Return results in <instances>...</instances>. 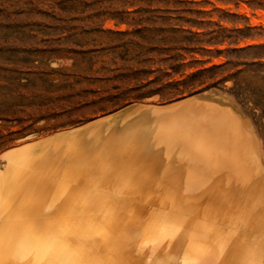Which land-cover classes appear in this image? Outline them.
Returning <instances> with one entry per match:
<instances>
[{"label": "rangeland", "instance_id": "rangeland-1", "mask_svg": "<svg viewBox=\"0 0 264 264\" xmlns=\"http://www.w3.org/2000/svg\"><path fill=\"white\" fill-rule=\"evenodd\" d=\"M260 16L262 21L258 19ZM189 97H195L197 100L157 115L160 119L156 122L146 107L138 109V114H133L134 120L143 121L141 125L153 127L151 131L154 132V137L156 132L159 135V131H162L159 136L161 139L157 138L158 135L155 137L157 140H162L164 128L167 126L172 128L171 125L174 127L180 125L175 129L177 132L172 131L173 136L180 133L175 141L177 143L173 145L174 150L162 146V153L164 151L163 154L167 158L178 162L174 168L176 172L172 179L175 180L174 184L171 183L170 188V183L167 185L163 182L162 187L164 186L165 190L162 188V195L171 193L169 190H173V185L174 189H178L186 182L192 183V180L194 184L196 179L192 174L200 173L204 165L220 164L218 156L214 155V160L212 157L208 159L199 149L194 150L197 156L201 152L199 156L202 159L196 156L194 150V155L190 154L189 157L192 160L186 157L192 150L188 145L191 141L196 144L212 141L211 144L216 146L219 140H214L215 133L218 137H223V133V139L229 137L232 142L239 137L236 145L240 144L242 150L247 142L251 147L249 149L250 147L246 146L248 150L257 147L252 152L244 149L243 153L237 146L241 151L239 152L244 154L243 158L249 159L247 165L250 170L245 166L243 171L248 169L246 173L258 176L259 174L252 170L257 167L256 165L261 167H257L259 172L264 168V0H0V170L6 164L3 155L13 148L37 143L33 153L38 157L41 153L45 154L49 147V144L44 143L45 139H54L58 135L69 134L79 128L76 136L74 135V138L71 136L72 142H75L76 146L83 143L86 145L89 136L98 130L101 132L103 129L102 132H105L103 135H106L109 131L112 132L113 128L116 130L117 125L121 126L120 122L124 120L131 125L134 120L129 118L130 112L124 111L133 106L166 107L173 103H182ZM232 111H234L232 114L237 115V118L234 116L236 120L232 117ZM169 115H174V123H167ZM106 117H109L108 120L100 126L84 128L85 133L82 131V127ZM145 117L151 121L144 119ZM222 119L225 121L222 122ZM230 119H234L235 122ZM237 119H240L239 123ZM187 126L191 127L196 135L193 133L188 137L187 133L190 131ZM240 132L244 138H240ZM217 147L223 148V145L219 144ZM254 158L257 162L251 161ZM193 159H196L197 163ZM203 159L204 163H199V160L202 162ZM141 161L139 158L136 161L137 165L141 166ZM214 161L216 162L213 163ZM157 168L167 180V170L155 167L154 171L158 172ZM120 170L126 173L125 169ZM118 192L114 191L112 195L108 192L106 196L110 194L109 199L114 205L112 208H116L114 210H118V213L121 212L119 214H124L126 209L124 205L129 201L124 199L125 204L121 202L124 196L119 192L123 196L121 197ZM115 199L117 200L114 201ZM119 204L123 207L118 208ZM132 208L137 206L134 205ZM133 209L131 211H135V214L137 210L139 213L142 211L140 207L137 210ZM148 214L153 215L151 211ZM151 215L148 217L151 222L143 219L148 220L145 223L147 226L154 225L155 219ZM20 219H23V222ZM20 219L14 220L17 222L20 220L18 225L22 223L25 225L18 227L27 228L26 226H30L27 223H32V219L31 222L29 218L28 222L24 218ZM47 219L44 224L38 222L39 218L36 219L37 223L33 219L36 229L31 228L33 231L29 232V235L28 232L21 233L25 237L18 238L17 244L28 242L25 246L20 244L25 248L23 253L27 252L26 249L31 252L34 245L41 249L43 246H46L45 249L48 247L53 249V245H58V250L76 253L83 245L90 247L92 251H89V255L78 254L72 258V262L89 260L102 264H113L112 255L118 258L120 263L149 264L148 258L160 253L158 244L162 239L160 229L159 233L157 228L147 232L138 223L123 224L124 218L115 219L116 221L98 219L99 222L96 218L92 220L96 223L88 224L95 227L93 230L84 228L62 235L55 233V230L45 233L42 225L50 227L56 225L52 219L49 220L50 224H46ZM79 219L74 220L84 221ZM174 220L159 218L161 230L165 228L168 232L167 239L164 240L174 238L177 232ZM243 220L240 218L238 221L243 223ZM34 222L30 227H34L32 226ZM259 222L252 223L256 228L249 223H245L246 225L240 223L242 226L240 230H243L240 235L247 237L246 242L247 239H251L249 242L255 244L254 246L259 243L258 249L249 243L251 253L254 249L256 257L257 254L260 255L257 261L259 258L264 260V253L260 251L264 250L260 247H264V222H261L262 225ZM257 224L261 226L257 228ZM10 226L9 223L6 224L3 231L2 227L0 228V236L1 231L7 236L4 235L7 239L2 238L3 235L0 237L3 244L0 243V250H3L4 245H13L15 242L13 240L14 242L10 243L8 238L21 236L16 233L15 236L12 232L13 236L9 234ZM40 227L43 232L40 236L42 238L39 237L40 229L37 230ZM146 236L154 241L149 246L140 247L144 250L137 251L136 245L132 242ZM28 237L29 239L31 237L30 241ZM39 238L42 242L47 238L50 246L46 240L44 243L48 246L39 243ZM1 240H6V243ZM174 240L175 238L168 244H172ZM107 243L110 245L109 248L116 247L115 254L112 251L111 254L105 255L103 250ZM17 244L9 249L15 252L16 248L18 252L19 247H15ZM144 247L148 248L145 250ZM255 250L262 253H256ZM142 254L144 260L140 261L139 255ZM262 260H259V264L264 263V261L261 263Z\"/></svg>", "mask_w": 264, "mask_h": 264}, {"label": "bare ground", "instance_id": "bare-ground-1", "mask_svg": "<svg viewBox=\"0 0 264 264\" xmlns=\"http://www.w3.org/2000/svg\"><path fill=\"white\" fill-rule=\"evenodd\" d=\"M260 18L262 17L260 16L258 19ZM195 100H197L195 97H189V99H186L182 103H173L172 105L166 107H159L154 105H136L124 112H130L129 118L134 120L135 116L133 117V114H138V109H143L146 107L148 108V110H150L149 112L153 115V119L156 122L160 119L159 117H157V115L159 116V114H164L163 112L170 111L174 108H179V106ZM217 100L219 101V98ZM225 111L228 112V110ZM232 113H234V111H232L231 114ZM183 115L181 114V118ZM234 116L236 117L237 115L232 114V117ZM107 118L109 117L95 121L89 125L82 127L81 129L83 131L84 128L97 127V125L100 126L102 123L108 120ZM168 118V121H166L170 124L175 120L174 115H171ZM144 119L148 118L145 117ZM234 119L230 120L234 121ZM148 120L151 121V119ZM239 120L240 119H237V122ZM224 121L225 119L222 122ZM142 122V120H134L132 121V124L130 123L131 125H128L126 123V120H124L120 122L121 126L117 125L116 130H114L113 128L112 132L109 131L108 133L107 129L106 133L108 134L106 135H103V133H105L102 132L103 129L101 131L102 134L98 130L96 133H92V135L89 136L88 140L86 141V145H84L83 143L76 146L75 142H72L73 140L71 138L80 131V128L70 132L69 134L58 135L54 137V139H45L44 143L49 144V147L47 151L44 152L45 154L41 155V153L38 157H35L33 153V149L35 148V144L37 143H30L28 145L24 144L22 146L13 148V150H9L6 154H4L3 157L4 159H6V164L3 169L0 170V224H2L0 225V228L2 227L3 231L4 226L9 223L11 225L9 234L12 235L13 233V235H15L16 233L20 234L21 236L18 235L19 237H17L15 235L17 237L16 238L12 235V239V237H10V235L8 234L10 237L8 238L9 242L12 243L14 242L13 240H15V242L13 243V245H4L5 247H2L3 250H0V264H64L63 261L66 262L65 264H102L98 261L90 262L89 260L72 262V258L77 257L78 254L89 255V251H92L90 250V247H83V245H81V248L80 250H78V252L73 253L69 252L68 250H58V245H53V249L48 247V249H52L51 251L50 249H45L44 247L46 246H43V249H41V247H37L38 245L35 246V243H31V245H34L32 251L28 252V250L26 249L27 254L23 253L25 252V248L23 246L21 247L20 244H23L25 246V244H27L28 242L25 244L20 242L18 243L20 246H17V242L19 241L18 238H22V236L25 237L24 234L21 233L28 232L27 234L29 235V232L33 231L31 228H35L36 226L33 219L38 220L39 218L38 222H43L42 224H44L45 219L48 218V223L46 224H50L49 220L52 219H50V217L56 218L52 219L54 220L56 225H53L51 227L50 225H42V228L44 227L43 229L45 230V233L55 230V233H58L60 235H62L63 233L76 232L84 228H87V230L91 231L95 227L91 225L88 226V224L96 223L95 220L92 221L96 218L97 220L100 219L112 221H116L115 219L118 218H121V220L122 218H124L122 220V223H138L140 224V227L142 229H145V231L147 230V232L151 231L152 229L154 230V228H157L159 233L160 229V234L162 236L161 242L158 243L160 253H156L148 258L149 264H259V260L262 259L259 258V260L257 261V257H259L260 255L258 256L257 254L256 257L254 249L253 253H251V248L249 246V243L251 245L253 244L249 242V240L251 239H247L248 241L246 242L247 237L244 238L240 235V232H243L242 229L240 230V228L242 227L240 226V223L242 225H246L245 223H249L252 225V223L254 224L256 223V221H260V224L262 221L264 222V172H262L264 171V168L261 170L260 165H256L257 167H260L259 169L261 172H259L257 167H255L254 165L255 169L258 170L259 173L256 172L255 169L252 171H255L257 175L259 174L258 176H253L252 174L249 175L250 172L246 173L248 169L243 171V168L245 166L250 170V167L247 165L249 157H247L246 155V159L248 160H245V158H243L245 157L243 154L244 149L246 151L247 147L249 146V144H247L249 143L247 142V139L245 138L247 142L245 146L241 144L242 146H244L243 150L241 146H239L240 144L236 145L237 139H239V137L236 136V141L232 142L230 141L229 137H225L226 139H223V133V137L220 136L221 140L219 139L220 137L216 136L217 133H215V139L213 137L212 138L214 140H219L217 142V145L222 144L224 149L221 147V149L218 148L217 145L213 146V143L211 144L212 141L196 144L195 142H192L190 140L191 143L188 145H190L192 153L185 152L187 153V155L185 154L187 158L190 157V154H193L194 149H199L200 151L204 152L208 159L210 157H212L211 159L215 158L213 157L214 155L218 156L217 158L219 159L220 164L216 163V166L214 164L204 165L203 170L200 173L194 172L192 174L196 179V182L194 184L192 180V183L190 182L189 184H187L186 182L185 185L181 186L178 189H174L173 185V190H169L171 193L167 195L163 193L165 195L163 196L161 191L164 186L162 187V184L163 182L167 183V185L168 183L174 184L175 180L173 181L172 179H174V176L176 175L174 168L175 166L177 167L178 162H173L170 158H167V156L163 154L164 151L162 153L161 150L163 149V145L165 147L168 146L171 150H174L173 145L177 143L175 141H177L176 139H178L180 133L178 135L174 134L173 136L172 131L177 129L176 127H179L180 125L175 127L171 125V127L174 129L167 126V128H164L162 140H157L155 137H157L158 132H156V135L154 137V132L151 131L153 127L150 128L149 126H144L143 124L141 125ZM183 123L185 124L184 121ZM162 124L161 127H163ZM187 128L190 131H187L188 137L189 135L191 136L193 135V133H195L193 132L194 130L192 131L191 127L187 126ZM231 128L234 127H230V129ZM175 131L177 132V130ZM161 133L162 131H159V135L157 138H160L159 136ZM206 134L207 133H204V135ZM242 135L243 133L241 134L240 132V138H244V136L241 137ZM228 139L231 145L230 143H228ZM255 142L256 141H254V143ZM57 145H60L61 147ZM237 146L241 148L243 152L242 154L240 153L241 151ZM249 149H251V147ZM253 149H257V147ZM253 149H247V151L252 152ZM21 153H23L24 155H22ZM246 153L247 152H245V154ZM199 154H201V152H199ZM199 154L198 156L196 154V156L198 158H201ZM204 154L201 155L203 158ZM247 154L251 153L249 152ZM254 156H256V154ZM251 157L252 156L250 155V158ZM139 158L142 160V165L140 163L141 166L137 165L136 163ZM255 158L251 161L257 162ZM200 160L199 163H204V159L202 160V162ZM195 162L197 163V161ZM215 162L216 161H214L213 163ZM248 164H250V162H248ZM155 167H163L165 171L167 170L166 173L168 179L166 180L165 178H163L164 174H162L158 168V172L154 171ZM122 168L125 169L126 173H122V171L120 170ZM186 168L187 167H185V169ZM175 179L177 180V177ZM177 185H180V183H177ZM171 186L172 184L169 187L171 188ZM114 191H119L121 194L123 193L124 197L121 196L118 192L119 195L123 197V200L117 198L118 200L123 203L125 200L129 201L127 205H124V209H126H121L125 211H123V215L119 214L121 212L118 213V210L115 211L114 209L116 208H112L114 207V205L111 204L113 201L111 202V200L109 199L110 194L108 197L106 196L108 192H110L112 195ZM173 192H175V194ZM114 196H116V194ZM112 198L115 197L112 196ZM108 199L110 201H108ZM117 199H115L114 201H116ZM121 204H119V206L117 207H123V205L121 206ZM132 205H135V207L137 206L138 209L140 207L142 210H140L141 213H139V210H137V208H134L137 210L136 214L135 211H131L133 209ZM149 211H151L153 215L148 214ZM145 213L148 214V217L149 215L153 216V218L155 219V222L152 219L154 225L150 224L147 226L145 224L146 222H148V220H150ZM16 218H24L27 220V222L29 219V222H31L32 219V223L34 222V225L32 226L34 227H30L32 223L30 224L27 222L25 223L30 225V228L28 226H26L27 228L18 227L22 225L24 226L25 224L22 223V225H18L20 220L21 222H23V219H20L19 222H17L14 220ZM76 218H78V220H80L79 218H81L84 221L74 220ZM159 218H174L176 220H174V222H176L177 224V232H175L176 234H174L175 240L172 242V244L170 243L174 238L171 236L172 239H169L168 241L166 240L168 232L164 227V231L161 230L158 221ZM240 218L241 220L244 219L243 223L241 221H238L240 220ZM100 220H98V222ZM163 222H165V220H163ZM171 222L172 220H170V223ZM64 223L73 224L63 225ZM259 225L257 224V228L259 227ZM253 226L254 228H256L255 225H252V227ZM42 228H37V230L40 229L41 232ZM2 231L0 237H2L3 235ZM261 231L262 230H260V232ZM41 233H39V237L43 235V232ZM5 236L2 238L7 239L5 238ZM164 238L166 239L164 240ZM73 239L74 238H72V240ZM1 241L6 243V240ZM44 241L49 243L50 246V242L49 240L47 241V238L44 239ZM44 241L42 242V240H40L39 243H44ZM152 241L154 240L146 236L139 241H135L132 243L136 245L135 247L137 251H142L144 249L140 247L149 246L152 244ZM169 241L170 243L168 244ZM103 242H106V240H103ZM15 243L17 244L15 247H19L18 252L16 251V248L15 252H13L14 250L9 249L11 246H14ZM42 245L48 246V244L45 243ZM254 245L255 244H253L252 246ZM258 245H256V249H258ZM109 247L110 245L107 243L103 250L105 255L111 254L110 252L112 251L113 254H115V252L117 251L116 247ZM260 247L262 249L264 248L263 246ZM22 248L23 251H21ZM261 248H259V250ZM259 250H257L258 252L255 250L256 253H259L260 251L264 253V250ZM142 256L143 254L141 256L139 255L140 261L144 260V257ZM111 258L113 264H127V262L120 263V260L113 255L111 256ZM86 259H88V257ZM52 260L54 263L52 262ZM145 261L147 260L145 259ZM263 261L264 260H262L261 263Z\"/></svg>", "mask_w": 264, "mask_h": 264}]
</instances>
